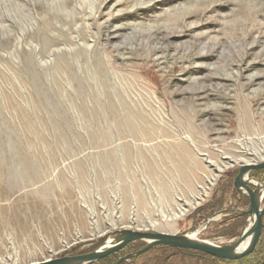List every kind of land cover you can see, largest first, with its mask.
Returning <instances> with one entry per match:
<instances>
[{
	"label": "rangeland",
	"instance_id": "374dc122",
	"mask_svg": "<svg viewBox=\"0 0 264 264\" xmlns=\"http://www.w3.org/2000/svg\"><path fill=\"white\" fill-rule=\"evenodd\" d=\"M261 162L264 0H0V264L121 229L229 244ZM164 248L121 264H257L264 233L239 261Z\"/></svg>",
	"mask_w": 264,
	"mask_h": 264
},
{
	"label": "water",
	"instance_id": "95a60500",
	"mask_svg": "<svg viewBox=\"0 0 264 264\" xmlns=\"http://www.w3.org/2000/svg\"><path fill=\"white\" fill-rule=\"evenodd\" d=\"M256 170H264V162L243 164L238 169V176L234 183L235 189L240 195L247 196L249 201L248 209L239 212L238 215L246 217L247 226L240 237L229 244L215 245L200 241L197 238H191L189 235H169L121 229L107 234L103 244L91 252L74 256L48 258L30 264H94L108 256L117 255L124 247L134 242H142L144 245L132 254L118 257L116 264L134 260L156 247L190 250L216 260L239 261L253 252L263 229L264 207H261V204L264 200V185L248 179V174ZM210 221L207 223H210ZM248 228L249 230H247Z\"/></svg>",
	"mask_w": 264,
	"mask_h": 264
},
{
	"label": "trees",
	"instance_id": "16d2710c",
	"mask_svg": "<svg viewBox=\"0 0 264 264\" xmlns=\"http://www.w3.org/2000/svg\"><path fill=\"white\" fill-rule=\"evenodd\" d=\"M210 214H208L206 217H208ZM245 218V217H240V216H236V217H233L232 219H235V220H240L242 221V219ZM262 224H263V229H262V233H264V217L262 219ZM164 249H167V248H164ZM178 253H182L186 256H189V257H195V258H201V259H206V260H210V261H216V259L214 258H211L210 256H206L202 253H199V252H194V251H190V250H178L176 251ZM148 253V252H147ZM117 262V259H116V255H111V256H108L100 261H98L97 263H94V264H115ZM257 264H264V259L260 262H258Z\"/></svg>",
	"mask_w": 264,
	"mask_h": 264
},
{
	"label": "bare ground",
	"instance_id": "6f19581e",
	"mask_svg": "<svg viewBox=\"0 0 264 264\" xmlns=\"http://www.w3.org/2000/svg\"><path fill=\"white\" fill-rule=\"evenodd\" d=\"M194 165V164H193ZM247 230H249V228L247 229ZM195 233V234H194ZM193 234H191V235H189V237H191V238H196L199 234H200V231H197V233L196 232H194ZM244 247V246H243Z\"/></svg>",
	"mask_w": 264,
	"mask_h": 264
}]
</instances>
